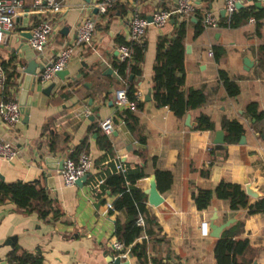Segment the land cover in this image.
Returning <instances> with one entry per match:
<instances>
[{
	"label": "crops",
	"instance_id": "crops-1",
	"mask_svg": "<svg viewBox=\"0 0 264 264\" xmlns=\"http://www.w3.org/2000/svg\"><path fill=\"white\" fill-rule=\"evenodd\" d=\"M57 1L59 10L50 12L41 4L33 6L31 0H21L13 28L2 33L0 39V65L6 74L13 73L4 80L1 96L17 104L24 101L27 109L25 119L20 113L12 127L0 121V137L17 150L10 162L0 159V180L33 183L52 201V209L41 217L34 208L35 200H30L27 208H20L7 197L0 198V261L9 264L8 253L15 249L37 252L40 264H106V252L113 251L111 242L117 240L114 223H123L126 216L123 211L105 209L115 196L108 190L102 192V183L99 192L91 185L120 163L123 168L143 166L145 176L134 183L142 192L155 169L167 170L171 175L167 188L158 190L155 184L162 197L157 205H149L143 192L145 211L138 215L142 229L123 248L125 256L121 260L127 259L129 264H215L212 246L216 237L210 236L206 227L215 215V224L230 219L219 234L229 227L234 238L247 241L246 249L237 258L248 264H264V211L247 214L245 209L230 210L223 199H212L206 208L198 210L190 197L196 188H211L222 180L241 186L247 181L260 194L258 198L249 197L250 201L264 198V133L257 134L243 115L245 104L254 101L263 113L255 127L264 128V59L257 51L264 45V0L258 1V7L254 6L256 0L241 1V7L261 12L257 31L249 17L251 21L248 18L234 27L202 28L195 36L194 15L210 10L219 22L225 14L223 0H193L195 10L185 20L183 38L184 87L200 89L204 101L180 118L167 107L154 105L151 76L158 36H172L182 18L172 14L161 27L148 24L138 42L143 44L142 59L139 74L133 78L140 107L129 109L133 117L126 120L114 116L123 108L112 97L113 90L124 84L113 62L118 61L116 46L126 41V19L132 12L147 18L156 8L171 7L175 0H115L103 13L96 9L98 0ZM83 18L93 21V34L88 44L74 47L62 79L54 77L56 83L43 92L48 80L35 77L32 89L21 94V69L32 61L38 73L62 45L71 42ZM43 19L50 21L51 30L42 52L36 53L29 47L28 37L22 35ZM214 46L223 50L217 59L207 55ZM243 57L250 61L246 69ZM217 69L235 79L236 95H226L217 80ZM84 110L88 113L84 114ZM198 113L207 114L214 129L220 128L222 117L236 119L244 129L243 140L224 142L226 148L221 155H215L211 144L214 129H194ZM106 118L112 122L109 134L99 128ZM103 135L108 146L99 141ZM80 151L91 157L87 176L81 186H65L57 160L74 157Z\"/></svg>",
	"mask_w": 264,
	"mask_h": 264
},
{
	"label": "trees",
	"instance_id": "trees-1",
	"mask_svg": "<svg viewBox=\"0 0 264 264\" xmlns=\"http://www.w3.org/2000/svg\"><path fill=\"white\" fill-rule=\"evenodd\" d=\"M196 14V12H195ZM198 14V13H197ZM194 15L193 35H197L202 30L200 23L201 15ZM252 17L255 30L260 26L259 19L262 17L260 11H252L251 7H240L236 9L226 20L224 17L219 19V26L234 27ZM184 19L177 21L173 34L170 37L158 36L155 45V55L152 64L151 94L154 105L157 107H167L176 117H182L186 111L194 109L204 101V94L200 89L184 87L183 69V38L185 32ZM120 43H124L121 41ZM131 47V55L128 61H114L113 66L116 73L124 80L125 94L127 99L133 100L135 108L140 107V102L135 98L133 78L139 74V64L142 59L143 44L138 42L128 43ZM260 58L264 59V45L257 48ZM212 56L217 59L223 50L219 47H211ZM217 80L223 87L227 96H234L238 93L235 79L230 77L223 69H217ZM13 76V73H5V79ZM131 76V78H128ZM245 120L252 125L257 134H263L264 128H256L255 124L262 120L263 113L257 109L254 101H249L243 109ZM122 120L133 117L129 108L116 111L115 115ZM194 129L213 130L214 125L209 116L198 113L194 116ZM219 127L223 131V139L226 143L236 142L242 135L244 129L242 124L236 119L222 117ZM101 144L108 146L106 138H99ZM212 153V149L209 150ZM153 160V157H151ZM145 176L142 165H134L131 168H124L123 172L113 170L103 174L101 191L108 190L115 197L111 201L112 210H120L125 214L123 223L115 222L113 233L116 239L122 243L123 248L132 239L140 234L141 226L136 224L138 215L145 211V194L134 185L135 181ZM154 180L156 188L163 190L170 183L171 175L167 170H154ZM8 198L16 207L27 208L30 200H35L34 208L39 216H44L51 210L52 201L46 196L42 188L36 187L33 183L15 180L5 183L0 180V198ZM194 207L198 210L206 208L212 199L226 200L230 210L245 209L247 214L264 211V198L250 201L248 195L243 191L240 184L227 181H218L211 188L198 187L190 195ZM57 212L53 210V215ZM234 225H240L235 222ZM225 228L219 236L214 239L212 246V256L215 264H248L238 259L247 247L245 239L234 238L232 233ZM9 264H40V255L26 251L16 252L12 250L8 253Z\"/></svg>",
	"mask_w": 264,
	"mask_h": 264
},
{
	"label": "built area",
	"instance_id": "built-area-1",
	"mask_svg": "<svg viewBox=\"0 0 264 264\" xmlns=\"http://www.w3.org/2000/svg\"><path fill=\"white\" fill-rule=\"evenodd\" d=\"M33 6L38 4L50 11L56 12L59 10V3L57 0H31ZM115 0H98L96 3L97 11L105 12ZM242 0H223L224 18L227 20L228 17L236 11V3ZM21 8V0H0V39L3 30H10L14 25V16L16 12ZM195 10L193 0H175L174 4L169 8H156L151 12L150 20L148 21L145 17L137 15L132 12L126 19L127 24V37L124 43H119L116 46V55L119 61H128L131 55V47L128 43L139 42L145 27L148 24H152L156 27L163 26L172 14L179 16L186 20ZM248 20H252L249 18ZM200 23L203 28H216L218 26V17L210 10H204L201 13ZM51 30V23L48 19L38 21L29 30V37L27 43L29 47L36 53H41L45 43L47 41L48 33ZM94 31V23L88 18L81 19L74 30V35L70 43L62 45L55 54L48 59L42 69L35 74V77L39 81L49 80L54 72L61 70L65 67L70 55L73 52L74 47L78 45L88 44L89 40ZM207 55L211 56V50H207ZM5 72L3 67L0 65V91L4 84ZM114 103L122 108L133 109L135 103L133 100H129L125 94V84L115 88L112 92ZM88 111L84 110V114ZM20 117L19 106L14 99L4 98L0 93V121L7 127L14 126ZM99 128L104 134H109L112 130V122L110 119H103L99 123ZM17 150L12 143L0 137V159L10 162L15 158ZM264 155V151H263ZM91 166V157L85 151H80L72 156L62 157L61 167L58 170L62 184L65 186L73 185L74 181L87 173ZM115 171L123 172L124 168L120 163L114 165ZM103 179L98 178L91 185V189L99 192V185ZM106 210H112L110 203L105 204ZM137 225H142V219L137 217ZM111 247L119 257L125 256L123 251V245L118 240L111 242ZM264 248V241H263ZM144 264H152L145 262Z\"/></svg>",
	"mask_w": 264,
	"mask_h": 264
},
{
	"label": "water",
	"instance_id": "water-1",
	"mask_svg": "<svg viewBox=\"0 0 264 264\" xmlns=\"http://www.w3.org/2000/svg\"><path fill=\"white\" fill-rule=\"evenodd\" d=\"M258 1L256 0L254 2V6L258 7ZM236 8H240L242 6L241 2L236 3ZM148 21L150 20V16L146 18ZM9 30H3L2 33H8ZM22 35V33H20ZM22 36L24 37H29V33H25ZM242 64H243V68L246 69L247 66H250V61L248 60V58L243 57L242 58ZM37 64L30 61L28 62V64L21 69L22 73H24V81H23V86H22V93L24 94L26 89L31 90L32 89V85L33 82L36 80L35 78V68H36ZM109 70V69H108ZM66 70L65 69H61L58 70L56 72H54V75L52 77L51 80H48V82L43 86V92H46L48 89L52 88L53 85L56 83L57 79L55 80L54 77H57L59 79H62V77L66 74ZM27 81V85H25V82ZM19 105V111L20 113L23 114V118L25 119L26 117V112L27 109L24 106L25 102L24 101H19L18 102ZM116 121L120 123V119L116 118ZM188 115L185 116V123L188 124ZM124 131L125 129L122 128ZM223 131L218 128V129H214L213 130V136L211 139V144L213 149L215 150V155H221L222 150H224L226 148V144L224 143V139H223ZM243 140V136L240 135L238 142ZM61 161L62 158L60 157L57 160V168L61 167ZM46 168H49L48 166H46ZM49 173H45V176H48ZM87 174H83L82 176H80L79 178H77L74 181V184H76L77 186H81V184L84 182L85 178H86ZM242 188L243 191L246 195H248L249 197L252 198H258L260 196L259 192L256 190V188L252 187L247 181H244L242 184ZM146 194V201L149 205H157L158 203H160L162 201V197L159 195V193L157 192L156 188H155V182H154V175H150V177L148 178V187L146 189H144L143 191ZM100 199L97 201L99 203ZM215 218V215H212L208 222L206 223V227L209 230L208 234L210 236L213 237H217L219 235V232L221 231V229L225 226L228 225V223L230 222V219L225 220L222 223L219 224H215L213 223V219ZM205 227V224H204ZM113 250V248H111ZM107 258H106V264H129L128 260H121V258L113 251L111 252H106ZM0 264H6V262L4 260L0 261Z\"/></svg>",
	"mask_w": 264,
	"mask_h": 264
}]
</instances>
